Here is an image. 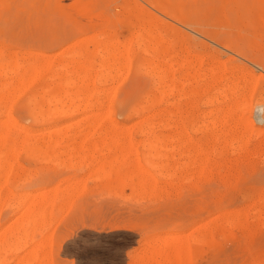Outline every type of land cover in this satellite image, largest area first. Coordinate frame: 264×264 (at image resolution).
Here are the masks:
<instances>
[{
	"label": "bare ground",
	"instance_id": "6f19581e",
	"mask_svg": "<svg viewBox=\"0 0 264 264\" xmlns=\"http://www.w3.org/2000/svg\"><path fill=\"white\" fill-rule=\"evenodd\" d=\"M93 1L94 0H73L69 5L73 6V10L76 15L88 18L93 16L103 18L106 22L105 25L101 24L102 27L97 29L95 27V30H92L94 32V34H92L93 37L88 38V36H86L88 39H86V37L83 40L79 38V40H75V43L71 42L72 45L66 48L60 57L55 58V60L50 61L49 57L43 54L41 55L27 52L22 54L23 61L20 65L18 59L11 63L7 62V60H5L2 56L3 51H0V75H3L4 77V80H0V118L2 116L6 118V121L0 122V212L3 209H9V218L12 221H8V225L0 223V264H57L54 250L55 231L52 229V226L54 223L57 224V222L61 219V217L60 219L57 218V213L60 212V214H62V210H67L69 212L74 201L86 192L84 178L86 179L88 177H85L84 173H82L83 176L81 175L80 171L82 168L93 170V173H91V170H89L90 172L85 173L87 174L86 176L90 175L89 180L91 182L92 179L94 181H99L107 189L117 192L119 190V193L125 191H122V189L128 188V192L145 196V199H147L146 197L159 199L166 193L167 196L170 195L171 197V193L177 191L182 192L185 190L183 189V186H178L177 181L182 184L192 182L194 178H197L198 180H209L212 179V177L214 178L217 173L220 175V172L215 173L213 170L209 169V166L212 165L211 158L214 153H212L211 157H209L203 149L199 148V150L197 149L194 153L190 151L192 148L186 149V146L189 145H186L187 141L184 139L187 137H185L187 132H182V134H180V137L182 135V149H180L182 150L181 158H190V161L187 163L183 161L178 169L172 170L167 164V150L169 148V145L167 144L168 135H164V137L162 135H157V133H161L163 130L167 131V121L164 122L163 120V122L161 121L159 124L152 123V120L150 121L148 117L145 116L146 106L145 108L142 105L141 106L143 108H135V106L128 111H122L123 119L121 121L115 120L112 102L105 104V101L103 100V95L107 93L109 94L110 90H101L102 88L99 89V86L98 89L101 90L99 91L97 86H105L108 84V81L112 82L119 79L121 77L120 72L122 70H125L124 72L127 70L128 73V70L133 68L131 67L132 61L130 60V57L132 58L135 53L137 54V49H151L149 46L152 43L154 46L157 45L158 49L161 47L165 50L167 49V44L160 40V38L157 40L156 37L153 38V36H151L158 28L156 29V24L151 22L153 19L150 21L148 19V21L143 20V23H138L139 25L136 24L137 26L135 24L132 25L133 43H136L135 46L137 49L134 50L129 46L126 50L122 51L116 45V40H113V37L111 36L112 31L108 28V25H111L113 22L122 21L131 26L130 19L133 13H131V11H133L132 9H134V7L130 10L129 8L131 7H129V5L127 6L125 2L126 7L122 9L123 4H119L121 5L119 8H121L122 11L118 12L116 17L114 16L113 18L112 16L114 14L110 16L106 11L98 12L96 3ZM131 1L135 2V0ZM144 1L165 18L168 17L175 23L182 25L190 33L200 36L204 34L206 37L209 36L208 38L211 39V42L218 45L223 50L225 49L232 53L235 52L238 57L246 59L255 64V66H260L264 70V61L258 57L259 55L256 56L255 53L253 56L248 55V53L244 50V45V48L240 45L242 44L240 41L238 42L236 39L234 40V38L231 39L230 37H225L222 32L223 30L220 28L219 29L221 31L215 30L216 26L219 27L227 24V27L235 28L239 32L253 31V23L258 21L260 22V26L264 32V0ZM98 2L100 1H97V3ZM51 4L53 3H50V5ZM27 9L28 8H26V10ZM140 10L141 9H139V11ZM60 11L62 10L60 9ZM134 11L136 15H133H135L136 19L142 18V13H137L136 10ZM30 12L32 14V11ZM51 12L52 11H50V13ZM53 14L58 16L56 11L55 13L53 12ZM53 14L52 17L57 18L53 16ZM68 15L64 13L63 16L68 17ZM217 16H222L227 19L225 21L220 20L217 22L216 19H214ZM246 16L249 18L253 17L251 18L253 22H250L251 24L245 22L246 24L243 25L244 22L240 23L238 20L242 18L247 19L248 17ZM37 17H39V15ZM236 17L239 18L237 20L238 23L237 21L232 23V19H237ZM249 18L248 21H251ZM59 19H61V17ZM64 19L66 20V18ZM64 19L62 18L61 20ZM70 19L68 21H70ZM143 19L145 18L143 17ZM211 20L212 22H210ZM213 23H215L214 26ZM53 24L54 22L52 25ZM78 29L84 32L83 35L87 31L82 28V26ZM35 33L36 36L33 37L36 40H40L45 35L44 31L42 32L40 29L36 30ZM206 33L207 35H205ZM143 34L147 35L143 36ZM58 40L59 38H55L51 43H56ZM141 52H146L148 54L147 51ZM146 53L145 55H147ZM14 56L19 55L14 54ZM96 56L100 58L99 63H96L95 61ZM117 56L122 58V61H119L118 59L120 58L117 59ZM140 60L142 59L140 58ZM191 60L190 58L187 60L188 64H193ZM165 63L166 62L163 64L164 67L162 66L163 68H161V65L160 68H157L158 66L155 65L160 79L158 80L160 81L162 88L166 86L165 84L168 80L167 66ZM183 63L182 65H184ZM202 63L203 62L199 61V59L197 60L199 69L200 65L203 66ZM134 64L135 63H133V65ZM19 68H21V72L17 73ZM134 69L136 68H133V70ZM216 71L217 68H212L211 74L209 75L200 73L201 70L195 74H192L191 71L186 72L183 77V82L178 89L179 98H188L189 96L195 94L193 93L194 91L192 93H186L185 91V86H188L191 83V80L201 81L209 77V79H214L215 81ZM112 72L115 74H111ZM222 79L225 80V78ZM234 85L235 84H233V86ZM254 87L255 86L251 87V89H254ZM108 88H111V86L106 89ZM164 91L161 92L165 93L166 91ZM238 93L240 94V92ZM161 96L163 97V94ZM21 97L26 99L21 103H23V108L28 111L30 119L28 120L27 118V120H31L32 122L31 125L28 126L18 125L17 122L10 119V112L13 106L12 104L15 100ZM146 97L147 96H145V98ZM104 99H106V101L110 100L108 97ZM255 108L262 112V108H264V97L255 103ZM177 109H179L177 111L179 116L178 114L177 116L180 117L179 119L181 120L183 119L182 115L184 116V112L186 111L183 110V107ZM136 118H139L140 120L131 123ZM154 121L155 120H153V122ZM181 122L184 123V121ZM247 123H245L244 126ZM247 126L248 130L246 132L243 130L244 133L237 137L239 140V144H237L239 145V148L237 147L239 151H245L248 147V143H250L249 138L250 133L253 131V127L249 125ZM7 127L12 128L13 132H11ZM213 127L215 130L216 128L221 130L222 135H220L219 139L221 138V140L226 142H229L230 140L231 143L233 140L232 134L235 132L232 134L230 133L231 128L226 126L225 118H222L219 124H215ZM204 130L206 129L204 128ZM134 134H136L139 138L136 139ZM231 146L234 147V145ZM258 148L259 150L264 149V139ZM139 149H141V152ZM193 150L194 149H192V151ZM139 158H142L143 162H148L149 160H159L161 161V164H149L150 172H148L140 167L137 162ZM21 159L25 162L33 163L34 167L25 171V168L19 166V160ZM188 164L196 165L197 171L188 173ZM38 165L40 166L37 167ZM57 168H62L64 171H74L70 178L61 181L64 183H62L63 185H61V183L53 184L54 176L51 172L55 171V169L58 170ZM98 191L100 194L101 190ZM117 192H115V194H118ZM123 193L126 194L125 192ZM242 196L244 197V194ZM122 198L127 200L128 197L125 198L123 196ZM142 199L144 200V197ZM261 201H263V199ZM132 202L134 201L132 200ZM155 204L157 205V203ZM207 208L209 210V217H206L207 219L205 220L198 219L197 221H193L192 224L195 227L189 231V234L184 236L175 234L170 237H165L164 235L165 239L163 240L147 239L148 241L144 243L145 248L142 252H140V256L138 255V257L133 260L130 258V260H132L130 264H237L238 259L240 258H243L244 260L239 264H264V250H261L262 247L256 248L255 244H253L247 249L245 247L241 249L240 246L243 244L239 241L240 244L236 245L237 247L240 245L238 247L240 253H238L237 257L233 256V253L229 252V248L227 247L231 244L233 245L235 241L239 239H245L247 241H251L252 243H259L262 240L261 237L263 236L261 234V229L264 227V218L262 217L264 214V208L262 206L261 209L251 211V208L249 209L248 206L244 205V208L239 211H236V207V212L229 211L231 213L218 215L219 213L217 214V211L219 206L214 200L207 206ZM173 226L174 225H171V227H169L170 231L175 230L176 226ZM236 230L242 233V237L235 236L234 231ZM88 234L95 236V233L93 232ZM86 238H88V235ZM203 245L207 246L211 250L212 257H207V259H201L200 262H196L194 260V257L196 256L195 252Z\"/></svg>",
	"mask_w": 264,
	"mask_h": 264
},
{
	"label": "rangeland",
	"instance_id": "374dc122",
	"mask_svg": "<svg viewBox=\"0 0 264 264\" xmlns=\"http://www.w3.org/2000/svg\"><path fill=\"white\" fill-rule=\"evenodd\" d=\"M13 1L15 0H0V51H3V58H5V60L10 63L18 59L21 65V62L23 61L22 54L27 52L46 55L49 57L50 61H53L55 60V58L60 57L63 51L66 48L70 47L73 42L75 43V40H79V38L83 40L86 36H88V38L93 37L92 34H94V32L92 30H95V27L96 29L100 28L106 23L105 19L103 18L94 16L88 18L76 15L73 10V6L69 5L73 0ZM97 1L100 2L97 3ZM93 2L96 3L98 12L106 11L110 16L114 14L112 16L113 18L114 16L116 17V14L118 12L122 11L121 8H119L122 4V9L126 7L125 2L127 6L129 5V7H131L129 8L130 10L134 7V9H132L133 11H131V13L133 12L132 16H134H131V19L133 18L132 20L130 19L131 26L122 21L113 22L111 25H108V28L112 31L111 36L113 37V40H116V45L122 51L126 50L129 46L134 50L137 49L135 46L136 43H133L132 25H139L141 22L143 23L144 21H148V19L149 21L153 19L151 22H154L156 24V29L158 28L152 33L151 36H153V38L156 37L157 40H159L160 38V40L164 41L167 44H165L167 46V49L165 50H163V48L161 47H159L158 49L157 45L154 46V44L152 43L149 46L151 47V49L149 47V49H137V54L135 53L132 58L130 57V60L132 61L131 67L136 69L133 70V68H130V70H128V73L127 70L126 72H124L125 70H122L120 72L121 77L115 81H112L113 83L111 81H108V84L105 86H97V89L100 86L99 89L102 88L101 90H110L109 94L106 92L107 94L103 95V100L105 101V104H109L110 102H112L113 110L115 113V120L121 121L123 119L122 111H128L135 106V108H145L146 106L145 116L148 117L150 121L152 120V123L159 124L161 123V121L163 122V120L164 122L167 121V131L161 129L163 131L159 130L161 131V133H157V135H162L163 137L164 135H168L167 144L169 145V148L167 150V156L169 160L167 159V164L169 165V167H171L172 170L178 169L183 161L185 163L190 161V158H181L182 135L180 137V134H182V132H187V134L185 135V137H187L184 139L187 141V143L185 141L186 145L189 144L190 147L188 145L186 146V149H194L193 151L192 149L190 150L192 153L197 151V149L199 150V148L203 149L209 155V157H211V154L214 153L212 154L213 159L211 158L212 165L209 166V169L213 170V172L215 173L220 172V175H218L217 173V175L214 176L216 180L213 177L209 180H198L197 178H194L192 182H186L182 184L177 181L178 186H183V189L185 190H183L182 192H173L171 193V197L170 195L167 196L166 193L159 199L153 197H146L147 199H145V196L128 192V188L122 189V191L125 190L123 192H125L126 194H124L123 192L119 193V190L117 192L111 189H107L99 181L95 180V182L92 179L91 182L89 180L90 175L86 176L87 174H85L90 172L89 170L91 169L82 168V170L80 171L81 175L83 176L82 173H84L85 177H88L86 178L87 180L82 177L84 178L86 192L74 201L73 205L71 206L72 210L68 209L70 213L67 210H64L65 213L62 210V214L58 212V215L56 214L58 216L57 218L60 219L61 217V219L57 222V224L54 223L56 227L53 225V228L52 226V229H54L55 231L54 250L55 260L57 264H130L132 260L138 257L140 252H142V250L145 248L144 243H146L148 240H163L165 239V237H170L175 234L181 236L189 234V231L195 227L192 224L193 221H197L198 219L205 220L207 219L206 217H209V210L207 206L214 200L218 203L219 206L217 211V214L219 213L218 215L239 211L244 208V205L248 206L249 209L251 208V211L261 209V206L264 208V149L259 150L258 148L261 145L262 140L264 139V108H262V112L258 111L257 108H255V103L257 101H260L264 97V70L260 66H255V64L251 63L250 61L238 57L236 55L237 53L235 52L232 53L225 49L223 50L221 47L211 42V39L208 38L209 36L206 37L204 36V34L200 36L190 33L182 25L175 23L168 17L165 18L154 8H151V6H149V4L144 0H135V2H132L131 0H94ZM23 3H25L26 5ZM50 3L53 4L50 5ZM26 8L28 9L26 10ZM60 9L62 11H60ZM139 9L141 10L139 11ZM134 10H136L137 13H142L143 16L142 18H139L140 20L136 19ZM30 11H32V14ZM50 11L52 12L50 13ZM55 11L58 16L60 14L59 17L53 14V12L55 13ZM64 13L70 15L66 17L63 16ZM52 14L57 18L52 17ZM38 15L40 18L37 17ZM60 17L61 19L66 18V20H61L59 19ZM143 17L145 19H143ZM236 18L237 19L234 20L231 18L232 23L239 19L238 17ZM248 18H242L238 21L240 23L244 22L243 25L247 22H253V20H251V18L253 17L249 18L251 21H248ZM34 19L38 21H35ZM69 19L70 21H68ZM214 19H216V21L218 22L220 20L225 21L227 18L217 16ZM212 20L210 22H212ZM131 21L133 22V24ZM53 22L54 24L52 25ZM67 23H69L70 25ZM214 24L215 23H213V26ZM253 24L255 31L253 30L239 32L235 28L227 27V24L219 27L216 26L215 30H223L222 32L225 37L227 36L231 39H236L238 42L240 41V43L242 44H239L242 45V47L244 45L245 48H243L248 53V55H259L258 57L262 61H264V32L262 27L260 26V22L255 21V23ZM81 26L82 28L87 30L84 35V32L78 29L81 28ZM38 29H40V31L42 32L44 31L45 33L44 37L40 40H36L33 37L36 36L35 32ZM146 35L147 34H143V36ZM205 35H207V33ZM55 38H59L58 42L51 43ZM88 38L86 37V39ZM141 51L149 52L148 54L145 52L147 54L145 55V53H142ZM14 54H18L19 56H14ZM118 58L120 57L117 56V59ZM140 58L142 60H140ZM189 58L190 60L192 59L191 61L193 62V64H188L187 60ZM120 59L118 60L122 61V58ZM134 59L137 60L135 61ZM198 59L199 61L203 62V66L200 65V69L198 67L199 64H197ZM99 60L100 58L96 56V63H99ZM193 60L196 61L194 62ZM164 62H166L165 64L167 66L168 80L165 84L166 86L162 88V85L159 81V76L157 74V68H160V65L161 68H163ZM133 63L135 64L133 65ZM182 63L184 65H182ZM155 65L158 67L156 68ZM212 68H217V71L215 73V81L214 79H209V77L201 81L191 80V83L188 86H185V91L186 93H192L194 91L193 93L195 94L189 96L188 98H179L178 89L183 82V77L186 72L191 71L192 74H195L200 72L201 70L200 73L209 75L211 74ZM20 69L21 68L17 70V73L21 72ZM114 72H112L111 74H115ZM144 72L146 75L144 74ZM225 76L228 78H226ZM0 77L1 81L4 80L3 75H0ZM222 78H225V80ZM233 84H235L236 86H233ZM109 86H111V88L106 89ZM253 86H255L254 89H251V87ZM161 91H164L165 93H162ZM218 91L221 92L222 95ZM238 92H240V94ZM160 93L163 94V97ZM237 93L239 96L237 95ZM145 96L147 97L145 98ZM107 97L110 100L107 99L108 101H106V99H104ZM149 98L152 99L150 100ZM17 100L14 101L15 104H12L13 106L10 112V119L17 122L18 125L21 126L31 125V120L28 121L30 119L28 111L23 108V103H21L26 99L24 97H21ZM17 104L20 108L17 106ZM15 106H17L18 108ZM181 107H183V110L186 112H184V116L182 115L183 119L180 120V117H178L179 113L177 112L179 109L177 108ZM222 118H225L226 126H228V128H231L230 130L226 127L228 130H230V133L232 134L233 132H235L234 134H232V141L234 143L232 141L230 143L229 139H231L232 137L228 139L229 142L223 141L221 140V138L219 139L220 135H222V132L217 128L215 130L213 127L215 124H219ZM136 119H134L131 123L140 120L139 118ZM153 120H155L156 122H153ZM4 121H6V118L2 116L0 118V122ZM181 121H184V123ZM209 121H212L213 123H210ZM245 123L247 124L244 126ZM247 125L253 127V131L250 133L249 138L250 143H248V147L245 151H239V145H237L239 144V140L237 139V137L248 130ZM7 128L11 132H13L12 128ZM193 128L195 129V131ZM198 128L200 129V131ZM204 128L206 130H204ZM192 131L194 132L191 133ZM134 137L136 139L139 138L138 136H136V134H134ZM231 145H234V147ZM139 151L141 152V149H139ZM137 162L139 163L141 168L145 169L148 172H150L149 164H161V161L159 160H149L148 162H143L142 158H139ZM230 163L233 165L235 163V165L233 166ZM19 166L25 168V171H28L30 168L34 167V164L25 162L23 159H21L19 160ZM39 166L40 165H38L37 167ZM70 171L71 170L64 171L62 168H60L58 170L55 169V171L51 172V174L53 173L54 176L53 184L61 183V185H63L64 183L61 181L70 178L72 173L74 172L73 170L71 172ZM92 171L93 170H91V173H93ZM194 171H197V166L188 164L187 172L192 173ZM226 179L229 181H227ZM86 182H89L88 185ZM98 190H101L100 194L98 193ZM115 192H117L119 196L118 194H115ZM103 193L106 194L104 195ZM243 194L244 197L242 196ZM123 196L125 198L128 197L127 200L123 199ZM133 197L137 200H135ZM143 197L144 200L142 199ZM261 198L263 199V201H261ZM130 199H132L134 202H132V200ZM155 203H157V205ZM236 207L237 209L235 211ZM9 214V209L1 210V224L8 225L9 222H12L9 218ZM263 215L262 217L264 218ZM171 225H174L173 227L176 226L174 231L169 230V227H171ZM90 232L95 233V236L88 234ZM86 234L88 235V238H86ZM234 234L236 237H242V233L238 230L234 231ZM261 234L263 237H261L262 240L259 243H252L251 241H247L245 239L236 240L233 245L231 244L230 246H227L229 248V252L233 253V256L237 257L238 253H240V251L238 250V247L240 245H238V247L236 246L237 244H240L239 241H241V244H243L240 246L241 249H243V247L247 249L251 245L255 244L256 248L262 247L261 250H264V227H262L261 229ZM133 254L135 257L133 256ZM195 255L194 260L196 262H200L201 259L212 257V252L207 246L203 245L195 252ZM130 258L132 260H130ZM243 260V258L238 259L237 264L241 263V261Z\"/></svg>",
	"mask_w": 264,
	"mask_h": 264
}]
</instances>
